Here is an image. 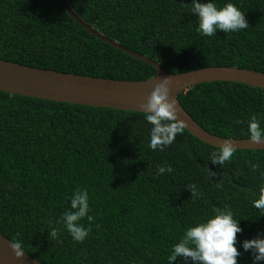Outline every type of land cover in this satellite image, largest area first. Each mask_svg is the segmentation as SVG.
I'll return each mask as SVG.
<instances>
[{"label":"trees","instance_id":"16d2710c","mask_svg":"<svg viewBox=\"0 0 264 264\" xmlns=\"http://www.w3.org/2000/svg\"><path fill=\"white\" fill-rule=\"evenodd\" d=\"M65 2L94 30L170 73L207 66L264 72V0H232L245 11L248 29L218 30L212 37L196 32L191 0ZM0 59L116 80H144L156 72L88 32L59 0H0ZM177 98L219 137L249 139L253 115L264 131L263 88L210 81ZM149 126L140 111L0 90V233L20 240L43 264H167L172 244L193 220L228 205L241 228L237 264H253L241 241L264 235V212L251 205L264 174V149H235L220 166L208 160L218 147L185 129L162 151L150 149ZM246 162L258 164L257 171ZM158 165L172 171L154 176ZM76 187L88 191L93 218L80 221L91 228L81 243L55 223ZM51 227L60 231L49 240Z\"/></svg>","mask_w":264,"mask_h":264},{"label":"clouds","instance_id":"9594fccd","mask_svg":"<svg viewBox=\"0 0 264 264\" xmlns=\"http://www.w3.org/2000/svg\"><path fill=\"white\" fill-rule=\"evenodd\" d=\"M189 12L195 16L197 21L196 32L202 36L212 37L217 31L223 33H237L248 29V21L245 11L240 10L232 0H224L218 4L216 0H191ZM168 77L155 79L145 102L141 105L143 119L150 125L148 128V147L152 150H163L169 146L180 134L185 125L176 116L174 102L168 97ZM240 123L239 120L235 121ZM248 138L253 143L264 142V131L256 116H250L247 121ZM235 152L232 139L225 137L223 143L217 149L209 152L208 160L212 164L223 166L230 161ZM248 163V167L257 171L258 164ZM170 165H158L155 175L170 173ZM211 173V172H210ZM213 175V173H211ZM219 186V185H217ZM191 195L198 194L195 184H189ZM252 207L264 212V174L258 182L257 191L252 193ZM68 206L56 219L55 223L60 225L74 242L81 243L91 231L80 223L84 218L91 221L89 215V194L85 188L76 187L68 197ZM57 227L48 229V238H57ZM241 232L238 219L233 212L224 205L222 208L214 207L211 214L195 219L184 230L178 240L172 244L167 256V264L173 261H185L186 264H237V256L240 255L236 245V234ZM10 247L17 258L22 257L24 250L21 241L10 240ZM241 247L251 250L253 253V264L264 261V235L241 241Z\"/></svg>","mask_w":264,"mask_h":264},{"label":"water","instance_id":"95a60500","mask_svg":"<svg viewBox=\"0 0 264 264\" xmlns=\"http://www.w3.org/2000/svg\"><path fill=\"white\" fill-rule=\"evenodd\" d=\"M66 12L84 29L103 42L150 64L155 74L144 80H116L55 71L0 59V90L10 94L33 96L74 104L141 111L155 79L168 77V97L176 108V116L197 139L218 147L223 137L201 127L180 104L177 96L187 88L202 82L232 81L264 89V72L233 66H207L180 73H170L155 61L127 49L108 39L81 20L65 0H59ZM235 149H264V142L231 138ZM0 264H43L26 252L17 258L10 247V240L0 233Z\"/></svg>","mask_w":264,"mask_h":264}]
</instances>
